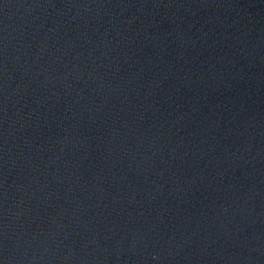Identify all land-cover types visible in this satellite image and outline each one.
I'll use <instances>...</instances> for the list:
<instances>
[{
    "label": "water",
    "instance_id": "obj_1",
    "mask_svg": "<svg viewBox=\"0 0 264 264\" xmlns=\"http://www.w3.org/2000/svg\"><path fill=\"white\" fill-rule=\"evenodd\" d=\"M0 264H264V0H0Z\"/></svg>",
    "mask_w": 264,
    "mask_h": 264
}]
</instances>
